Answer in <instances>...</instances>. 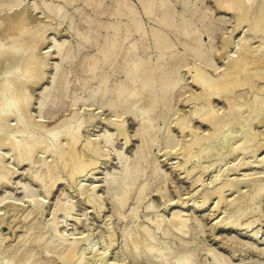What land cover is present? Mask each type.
Masks as SVG:
<instances>
[{
    "label": "bare ground",
    "instance_id": "6f19581e",
    "mask_svg": "<svg viewBox=\"0 0 264 264\" xmlns=\"http://www.w3.org/2000/svg\"><path fill=\"white\" fill-rule=\"evenodd\" d=\"M97 124L95 138L85 135ZM115 158L100 181L112 210L102 246H83L90 232L78 235L80 219L61 224L74 197L105 211L97 183L81 182ZM171 160L195 197L175 190L179 207L165 215L171 176L160 163ZM263 170L264 0H0V264H252L212 247L200 261L194 211L211 201L226 213L218 228L258 237ZM113 217L122 245L111 261Z\"/></svg>",
    "mask_w": 264,
    "mask_h": 264
},
{
    "label": "rangeland",
    "instance_id": "374dc122",
    "mask_svg": "<svg viewBox=\"0 0 264 264\" xmlns=\"http://www.w3.org/2000/svg\"><path fill=\"white\" fill-rule=\"evenodd\" d=\"M181 108V107H180ZM186 109V108H185ZM187 110V109H186ZM97 112V110H95V113ZM61 115V113L58 114V116ZM101 118L106 121V119H108L110 117L109 112L105 111L102 112L101 114ZM105 118V119H104ZM102 119L100 120V122L102 123ZM127 120V124H128V132L131 135V142L128 144L129 147H124V150L126 151V155H131L132 151L135 149L136 145L138 144V140L137 137L133 136L134 134V130L136 129V122L131 119V118H126ZM100 125V126H99ZM102 124H97L96 126L98 127H102ZM195 126H198V124H195ZM88 128L85 130V135L89 136L91 138H95L98 131H99V127L98 128ZM98 129V130H97ZM204 128L200 127V130H203ZM97 132V133H95ZM236 133V129H230L228 130L225 135L222 137V139L220 140V146L224 147L226 144L229 143V139L234 136ZM123 141H119L117 143V147L120 144H123ZM154 154H158V161H162L164 159L163 157H160L161 153H157V149H155L153 151ZM240 161V159H238ZM233 161V164L236 165V163H238L239 161ZM117 159L115 158V160H109L106 164L101 165V167L99 169H97L96 171L98 173L92 175V178L90 177L87 181H82L81 184H86L89 185L92 181H95L97 183V190L100 189L99 194L102 195V197L105 198L104 203L105 205V211H103L99 216L97 214H95V212H90L91 209L86 208L85 203L82 200H79V197H74L72 198V202H74V210L72 211L71 217H68L64 223H62V227L61 228H65V229H69L72 227V225L74 226V224H76V221L74 218H79L80 219V224L79 225V229L76 231L78 233V235H82V232L87 233V231L89 230L90 234L89 237L82 241L81 243L83 244V246H86L88 244L90 245H95V248H101L102 243H98L97 241H99L98 237L99 235L102 233H100V231H104V227H106V225H108L107 216L106 215H110L111 214V205L109 203L108 198L106 197L105 193L103 192V188L101 187L102 185V178L104 176V173L107 172L108 170H113L117 164ZM175 161L171 160V161H165V162H161L160 165H164L165 163H168L167 165L163 166V169H165L167 172L170 173L171 176V180L170 182L166 183V187L168 188V195L170 196L171 200L169 202L166 203V207L163 208V206H160L158 210H161V213H165V215L173 212L174 210H176L179 205H178V201H177V196L176 193H174L175 190H178L179 195L181 200L184 201H188L190 199H192V197H195V195H191L190 191L193 189L190 187V181L189 180H182L179 172H177L176 170H174V168L172 167L173 165H170V163H173ZM175 166V164H174ZM218 170V169H217ZM223 170V169H222ZM214 170H212V172H210L209 174H206V177L204 178L206 180L207 183L210 182V179H212L211 177L215 174V172H213ZM254 171H259L260 169L257 170H252ZM264 171V170H263ZM19 173L23 172V170H19ZM222 172V171H221ZM244 173H252L250 171H239V172H228V175H231L232 178H236V177H241L244 175ZM23 176H20L19 178L14 179V182H16L17 180L21 179ZM264 177V175H263ZM173 180V183L171 182ZM211 186V185H210ZM62 187L60 188L59 191H56L47 201L48 203L46 204L47 207L45 209V213L44 216L42 217V221L43 220H48L51 218V212L53 209V205L55 204V202L57 201V197H60L61 195V191ZM245 190V189H244ZM61 191V192H60ZM155 193L151 194V196L148 197L153 199L157 204L161 205L162 203V199L158 196H154ZM59 195V196H58ZM190 198V199H189ZM212 202L210 201L208 203L207 206H205L204 208H202L201 210L197 209V211H194V214L199 217L202 220V224H203V234H196V236H194L193 239V243L196 245L197 247V251L199 253V260L203 261L204 259H206V257L204 256L205 250L209 249V248H215V250L219 253H222L226 258L228 257L229 259H231L233 261V263L237 262V260H246V262H250L252 264H254L256 261H263L264 259V228L259 229L262 225H260L258 222L255 223L252 228H256L257 230H261L260 234L258 235V237H252V234L254 231L250 232V229L247 230H240V231H234L232 229H225L224 228H218V226L216 225V221H218L220 219V217H223L226 215V213H220L218 215V212H213L212 208L214 206V204H211ZM85 209V210H84ZM199 210V211H198ZM189 211H192V209H189ZM224 211V208L221 209V212ZM85 212H90L88 213L87 217L83 215V213ZM217 216V217H216ZM113 227L115 228V235H117V242L115 243L114 247H116L118 245V248L114 249L113 251H110V255L109 258L111 261L114 260V256L116 254V252L118 251V249L121 247L122 245V240L120 237V230L117 228V220L115 219V217H113ZM261 220H263V218H261ZM105 223H107L105 225ZM264 223V222H262ZM259 225V226H257ZM66 226V227H65ZM3 229V233L6 231L8 233L9 238H12L14 236V232L10 231L8 229H6L5 227H2ZM5 229V230H4ZM22 230V229H21ZM9 231V232H8ZM5 232V233H6ZM13 232V233H12ZM83 233V234H84ZM262 235L261 238H259V236ZM191 239L193 237H190ZM85 244V245H84ZM239 255V256H238ZM130 260H126V262H129ZM110 262V261H109ZM128 264H143L142 262L139 263H135V262H129Z\"/></svg>",
    "mask_w": 264,
    "mask_h": 264
}]
</instances>
